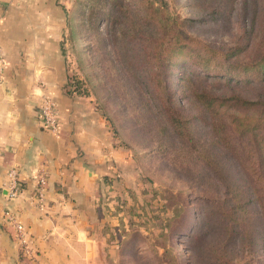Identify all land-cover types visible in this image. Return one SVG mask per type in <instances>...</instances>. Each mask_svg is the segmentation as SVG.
Instances as JSON below:
<instances>
[{
  "label": "rangeland",
  "instance_id": "rangeland-1",
  "mask_svg": "<svg viewBox=\"0 0 264 264\" xmlns=\"http://www.w3.org/2000/svg\"><path fill=\"white\" fill-rule=\"evenodd\" d=\"M111 1H72L74 28L66 48L69 85L75 84L78 93L91 97L121 151L117 164L107 168L99 183L100 219L95 230L105 235L100 239L99 264H264V226L253 212L252 218L245 215L238 232L226 242V250L221 248L223 225L212 213L218 204L212 201L215 184L203 188L188 180L187 173L198 166L190 167L191 162L187 167L180 158L171 160L177 145L158 142L163 131L155 109L120 86L125 77L116 52L120 28L105 20L108 14L116 16L120 8L128 11L129 7L141 14L154 10L158 19H167H161L164 25L152 37L164 43L177 37L178 44L186 45L172 57L169 82L180 102L194 113L197 109L187 96V85L204 84L217 93L240 90L255 96L258 85L242 81L257 79L258 72L239 73L237 77L244 79L238 82L234 76L216 72L227 61L243 63L260 57L264 40L261 0H256L255 11L247 12L244 0H235L221 13L214 10L217 0H153V5L151 0H122L116 6ZM239 41H244L246 49L237 56H225L223 50ZM199 55L208 58L206 66L192 62ZM197 130L200 138L208 137L207 125L199 124ZM228 169L247 186L244 167ZM35 252L26 261L39 264Z\"/></svg>",
  "mask_w": 264,
  "mask_h": 264
},
{
  "label": "crops",
  "instance_id": "crops-1",
  "mask_svg": "<svg viewBox=\"0 0 264 264\" xmlns=\"http://www.w3.org/2000/svg\"><path fill=\"white\" fill-rule=\"evenodd\" d=\"M72 1L0 0V264H31L3 217L6 207L27 228L39 264H99L101 257L99 183L121 151L91 97L68 83ZM44 95L60 109L56 132L41 123ZM12 167L20 190L10 198Z\"/></svg>",
  "mask_w": 264,
  "mask_h": 264
},
{
  "label": "trees",
  "instance_id": "trees-1",
  "mask_svg": "<svg viewBox=\"0 0 264 264\" xmlns=\"http://www.w3.org/2000/svg\"><path fill=\"white\" fill-rule=\"evenodd\" d=\"M234 1L217 0L215 12L221 13L227 4L232 6ZM111 3L116 6L122 0H112ZM150 3L153 5V0ZM244 3L246 7L243 6V9L247 8V12L256 10L253 7L256 0H244ZM249 3H252V7H249ZM259 4L264 33V0ZM123 10L120 8L119 15L108 14L105 18L110 26L119 24L120 28L116 52L119 55V69L125 74L119 81L120 86L131 90L155 109L163 131V139H157L158 142L177 145L171 160L180 158V162L187 167L191 162L190 167L198 166L195 172L187 173L188 180L202 184L203 188L215 184L212 201H218V204L212 213L221 218L225 239L220 245L226 250V242L238 232V226L245 222V215L252 218L254 215L251 212L255 213L264 226V40L258 59L243 63L227 61L219 64L220 71L216 72L229 78L234 76L237 82L244 79L237 77L239 73L258 72L257 79L252 76L242 81L250 86L258 85L255 96L248 97L240 90L217 93L204 84L187 85V96L197 109L192 113L188 106L180 102L169 82L172 57L186 45L178 44L174 40L177 37L173 39L171 35L166 43L152 37L162 29L163 20L167 21L164 17H161L163 20L158 19L154 10L144 14L133 7H129L131 13ZM122 11L124 13L120 14ZM243 42L232 45L228 51L223 50L225 56L242 53L246 49ZM192 62L206 66L209 60L199 55ZM73 89H76L75 84ZM199 124L207 125L210 129L207 138L197 136ZM180 151H184V154L181 155ZM233 166L245 168L247 186L242 185L237 175L228 169ZM250 169L253 170L251 173L248 172ZM104 178H107L106 175Z\"/></svg>",
  "mask_w": 264,
  "mask_h": 264
},
{
  "label": "built area",
  "instance_id": "built-area-1",
  "mask_svg": "<svg viewBox=\"0 0 264 264\" xmlns=\"http://www.w3.org/2000/svg\"><path fill=\"white\" fill-rule=\"evenodd\" d=\"M4 64V53L0 44V67ZM39 115L41 117V123L44 128L49 131L56 132L59 127L60 109L56 100L49 96L44 95L39 105ZM46 182V178L41 176L38 178L37 196L41 201L43 196V186ZM8 197H14L20 190L18 175L14 167L8 171ZM3 217L14 227L16 232V239L19 243L22 251L26 255H32L35 251L33 241L25 225L17 218L16 214L9 207H6L3 211Z\"/></svg>",
  "mask_w": 264,
  "mask_h": 264
}]
</instances>
